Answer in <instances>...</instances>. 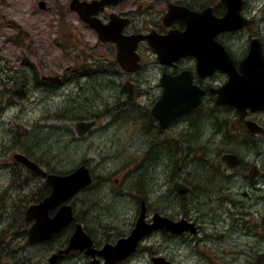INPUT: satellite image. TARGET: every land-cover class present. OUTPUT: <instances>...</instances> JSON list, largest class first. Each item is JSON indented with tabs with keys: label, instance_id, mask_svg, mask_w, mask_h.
<instances>
[{
	"label": "flooded vegetation",
	"instance_id": "af4514ba",
	"mask_svg": "<svg viewBox=\"0 0 264 264\" xmlns=\"http://www.w3.org/2000/svg\"><path fill=\"white\" fill-rule=\"evenodd\" d=\"M193 2L195 0H0V18L4 20L2 23H6L5 20L15 15L25 22H33V25L29 26L30 33L24 35V41L21 39L24 31L22 28L17 29L12 36L0 27V99L3 100L0 105V116L4 117L12 110L19 112L21 108H17L21 107L23 99L49 98L56 93H63L69 83H74L75 86L80 84L87 89L95 79L109 82L110 85L102 89L112 97L114 91L117 92V96H124L122 104L129 106L130 99L139 101L149 98L150 103L145 105V109L151 117L150 127H157L161 135L159 140L154 141L158 142L160 147L169 148L175 143L186 146L190 143L195 147L196 156H205L207 160L203 162L207 167H201L205 171L194 181L190 182L180 177L175 182L186 185L191 189V194L207 193L206 190L219 186L224 193L239 195L237 200L229 198L233 202H230L227 218L224 219V232L231 240V247L225 252L233 256L225 263L264 264V109H253L248 106L241 111L235 104L222 105L217 102L218 94L215 90L230 81V72L221 70L211 72V68L201 71L197 58L192 53L184 52L183 48L189 42L186 35L191 27L183 17V10L171 4L202 12L199 16L204 18L206 16L203 11L209 7H213L214 16L217 18H224L228 14V9L221 0L216 4L213 0ZM247 6V0H244L241 15L251 20L250 25L232 32L222 31L216 36L209 32L211 39L222 42L225 46L238 73H241V62L249 53L253 37H260L264 53V37L261 34H251L249 43L241 55H237V52L221 40L223 34L235 38L246 28L254 26L256 21L247 11ZM85 19L100 23L105 26V30L102 33L98 32ZM54 20H62L61 33L53 29H58L53 23ZM71 20L81 26L79 32L73 34L78 46H83L80 50L81 58L71 66L64 63L60 66L65 65L63 68L53 70L49 61L38 53H44L49 47H57L64 51L74 48L76 43L71 40ZM7 27L11 29L12 25ZM87 33L91 35L86 40ZM167 35L169 37H166ZM28 39H33L34 42L28 44ZM114 39L121 41V44L118 45ZM171 39L175 42L168 43ZM120 46L125 50V54L119 60ZM12 48L35 50L34 54H37L32 61L21 62L22 59H12L9 54L2 52ZM26 70L30 71L29 78L22 74ZM183 71H190L192 83L202 89L204 94L197 107L180 112L169 125L162 127L153 116L152 110L166 94L167 86L164 81L173 79ZM73 78H76L75 81ZM205 103L211 104L212 108L205 109ZM214 104L220 108L217 114L212 112ZM95 114V119L89 116H84L82 120L78 118L77 122L84 123L80 133L76 130L79 139L86 137L95 128L98 114L113 115L114 121L112 107H104ZM42 119H44L42 124L46 128H53L49 122L50 116ZM38 123L39 120L35 121L36 126H39ZM180 123L185 124L189 134L183 137V131L177 130L173 133L174 139H168V135L172 134L169 129ZM150 127L149 130H154ZM220 129L224 131V135L221 139H216L215 131ZM217 143L223 144L222 150L210 149L209 153L207 151L206 154L203 153L202 147L212 145L214 148ZM16 149L17 146L14 147V150ZM218 149L220 148L215 150ZM17 152L13 153L15 164L23 166L15 158ZM24 154L39 164V158L32 154ZM82 161L89 163L85 159ZM4 170L10 171L8 167ZM213 176H221L238 186L226 188L221 184L214 185ZM92 177L93 185L95 175ZM49 193L50 188L46 185L44 196ZM61 206V203L51 205L48 216L57 214ZM31 219L33 221L29 222L30 227L35 224L37 217ZM190 219L196 223L198 231L200 223L191 216ZM77 224L76 217L72 223L59 228L61 231L53 234L52 239L45 242L54 241L64 235V242L59 244V249L67 248ZM92 238L94 248L98 252L106 244L116 243L115 239L93 236ZM79 252L82 253L69 254L67 257L70 260L64 261L65 264H85L84 259L87 261L86 264H92L94 257L88 255L87 250ZM95 257L99 259L100 264H106L103 257L99 255Z\"/></svg>",
	"mask_w": 264,
	"mask_h": 264
},
{
	"label": "rangeland",
	"instance_id": "374dc122",
	"mask_svg": "<svg viewBox=\"0 0 264 264\" xmlns=\"http://www.w3.org/2000/svg\"><path fill=\"white\" fill-rule=\"evenodd\" d=\"M218 1L213 0L215 4ZM247 5V11L256 21L254 26L246 28L235 38L225 34L221 37L237 55L245 51L251 34L264 37V0H247ZM2 21L0 18V27L12 36L22 28V41L25 40L24 35L30 33L29 26L33 25L32 21L25 22L17 15L5 20L6 23ZM53 23L58 27L53 29L61 33L62 20H54ZM7 25H12V28L9 29ZM70 28L71 40L76 45L69 52L49 47L44 53H38L49 61L53 70L71 66L81 58L83 46H78L73 36L81 26L71 20ZM90 35L87 33L85 39ZM31 42L34 40L28 39L27 43ZM2 52L12 59H22L21 62L32 61L37 54H34L35 50L13 48ZM22 74L29 78L30 71ZM109 85V82L98 79L91 81L87 89L80 84L75 86L69 83L63 93L49 98L23 99L21 107L17 108H21L19 112L12 110L4 117L0 116V264H18L21 261L44 264L65 238L63 235L50 242H29L31 221L25 219L26 211L30 204L41 199L46 183L44 176L15 164L14 151L32 154L39 158V165L57 175L80 166L83 159L89 161L95 175L94 184L71 197L69 203L85 230L93 237L117 241L130 234L140 218L143 199L146 200L144 220H153L156 214L174 219L191 216L202 227L197 233L183 236H174L168 230H152L155 233H147L149 235L137 252L127 254L120 263H116L153 264L152 257L162 255L174 264H226L225 261L233 256L225 252L230 249L231 240L224 232V219L227 218L230 202H233L229 198L237 200L239 195L224 193L221 187L216 186L206 190L207 193H190L185 198L181 197L173 187L174 182L180 177L191 182L198 175L201 176L205 171L202 168L207 167L203 164L207 162L205 156L197 157L195 147L190 143L188 146L175 143L171 148L160 147L154 140H159L161 135L157 127H150L151 117L145 109L150 99H130L129 106L122 104L124 96H117L114 91L112 97L102 89ZM30 94L28 90V96ZM2 102L0 99V105ZM104 107L114 108V121L113 115L98 114L95 128L79 139L76 133L78 118L82 120L84 116H89L95 119V113ZM204 108L209 110L212 105L205 103ZM219 110L214 104L212 112L217 114ZM46 116H50L49 122L53 128H46L42 124V118ZM37 120L39 126L35 125ZM149 127L154 130H149ZM185 128L183 123L172 126L168 139H174L173 133L177 130L183 131V137L187 136L189 133ZM223 135L222 129L215 131L216 139H221ZM221 147L223 144L217 143L214 148H220L218 150L212 145L204 146L202 150L206 154L205 151L209 153L210 149L220 151ZM6 167L10 171L5 172ZM212 183L226 188L238 186L221 176H213ZM79 251L77 249L69 254L82 253ZM69 260L67 257L65 261ZM84 262L86 264V259Z\"/></svg>",
	"mask_w": 264,
	"mask_h": 264
},
{
	"label": "water",
	"instance_id": "95a60500",
	"mask_svg": "<svg viewBox=\"0 0 264 264\" xmlns=\"http://www.w3.org/2000/svg\"><path fill=\"white\" fill-rule=\"evenodd\" d=\"M222 1L228 9V14L224 18L215 17L211 8L205 12L206 18L200 17L198 12L191 11L188 8H179L183 10V17L191 27L189 33L186 35L189 42L183 50L199 58V65L205 69L208 66L210 67V65L212 67V64L213 70L220 69L224 71L226 65H230L233 68V71H230V82L217 90L219 94L217 102L219 104L232 103L240 110L248 106L253 109H264V56L260 39L255 38L252 40L251 49L241 62L243 75H240L235 70L233 60L224 45L210 38L209 32L216 36L219 32L234 31L250 23V20L245 19L241 15L242 0ZM207 12L209 18H207ZM93 25L100 33L105 30V26H102L98 22ZM115 42L118 45L121 44V41L117 39H115ZM174 42V39L168 41V43ZM124 54L125 50L120 46V51L118 52L119 60ZM190 74L189 71H184L173 79L164 81L167 86L166 94L157 102L152 110L153 116L158 119L162 127L169 125L180 112L190 111L198 105L204 91L193 85ZM83 125L84 123L82 122L77 123L76 128L78 133L81 132ZM16 158L29 168L46 174L40 166L32 162L27 156L17 154ZM91 181L90 171L85 165L68 175H48L47 184L53 188L51 196L46 197L37 205H31L27 210V219L37 217L35 224L30 230V241L36 242L49 238L55 226L67 225L73 221L74 217L70 205H63L59 213L53 218H49L48 210L52 204L56 205L67 201L81 187L90 185ZM174 187L181 195H185L188 191V188L179 182H175ZM145 206L146 203L142 202V211L137 221V227L130 236L120 239L114 246L108 244L100 250L99 254L106 258V264H109L113 258L115 262L135 251L142 237L153 229L162 228L177 234L184 233L186 230L196 231L194 223H190L186 219L175 221L160 214L154 216L155 223L153 225H147L144 220ZM91 244V238L84 232L82 226L79 225L77 231L71 237L69 247L53 254L45 264H56L57 260L70 250L84 249ZM88 252L92 253V251ZM153 262L154 264H172L164 257H155ZM20 264L26 263L22 262Z\"/></svg>",
	"mask_w": 264,
	"mask_h": 264
},
{
	"label": "bare ground",
	"instance_id": "6f19581e",
	"mask_svg": "<svg viewBox=\"0 0 264 264\" xmlns=\"http://www.w3.org/2000/svg\"><path fill=\"white\" fill-rule=\"evenodd\" d=\"M243 16V15H242ZM245 18V17H244ZM245 19H248V18H245ZM248 20H250V19H248ZM250 22H251V20H250ZM218 42V41H217ZM92 126V125H91ZM91 128V127H90ZM142 202H145L146 203V201L145 200H142Z\"/></svg>",
	"mask_w": 264,
	"mask_h": 264
}]
</instances>
